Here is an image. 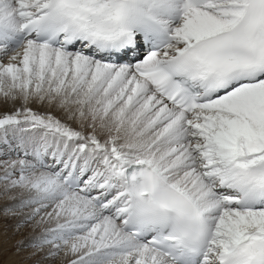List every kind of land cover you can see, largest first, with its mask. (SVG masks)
Masks as SVG:
<instances>
[{
	"label": "snow or ice",
	"instance_id": "obj_1",
	"mask_svg": "<svg viewBox=\"0 0 264 264\" xmlns=\"http://www.w3.org/2000/svg\"><path fill=\"white\" fill-rule=\"evenodd\" d=\"M0 264H264V0H0Z\"/></svg>",
	"mask_w": 264,
	"mask_h": 264
}]
</instances>
